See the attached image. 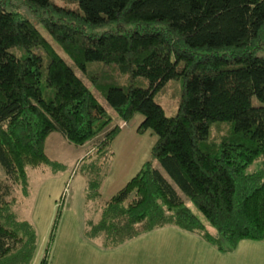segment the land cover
<instances>
[{
    "label": "trees",
    "instance_id": "1",
    "mask_svg": "<svg viewBox=\"0 0 264 264\" xmlns=\"http://www.w3.org/2000/svg\"><path fill=\"white\" fill-rule=\"evenodd\" d=\"M19 1L73 65L0 0V264L19 255L25 262L34 247L32 227L9 206L27 166L59 163L44 150L47 134L76 145L93 138L91 149L105 156L119 123L134 113L142 115L136 131L156 134L150 155L216 234L145 160L101 202L89 236L114 246L172 224L220 251L243 238L264 240V0ZM171 78L179 93L166 115L153 94ZM213 126L223 132L212 134ZM259 157L262 167L246 171ZM87 177L91 197H99L100 177Z\"/></svg>",
    "mask_w": 264,
    "mask_h": 264
},
{
    "label": "rangeland",
    "instance_id": "2",
    "mask_svg": "<svg viewBox=\"0 0 264 264\" xmlns=\"http://www.w3.org/2000/svg\"><path fill=\"white\" fill-rule=\"evenodd\" d=\"M55 1L70 6L75 4L69 0ZM9 2V7L34 22L54 50L72 66L69 57L37 22V17L19 0ZM112 27L113 24L102 25L94 31ZM73 68L88 84L81 71ZM93 92L109 114L115 117L104 98L95 89ZM178 93L179 81L171 78L153 94V98L166 115H172L176 109ZM141 118L140 113H134L123 123L113 118L112 122H120V128L110 141L111 153L105 152V156L93 152V138L82 145H76L68 142L57 131L47 134L44 150L47 156L59 163L27 166L26 182L23 186L15 185V199L9 206L15 219L25 220L32 227L34 247L27 261L24 262L19 255V262L16 260L7 264H185L186 260L191 264H200L199 253L191 254L189 251L192 239H182L180 232L186 231L172 224L143 230L114 246L105 245L98 235L89 236L86 233L85 227L89 221L97 218L101 202L134 174L145 160H149L171 183L181 196L183 205L201 218L212 233L215 232L192 201L150 155L156 134L149 128L135 130ZM211 132L216 135L223 132V128L213 126ZM89 149L90 155L85 156L77 166L79 159L75 161L76 157L81 158L83 154L89 153ZM260 167L261 157L250 162L245 170L252 171ZM92 173L100 177L99 197H91L95 191L89 187L87 175L91 177ZM217 254L216 258L210 257L206 264H264V240L243 238L234 247L218 251Z\"/></svg>",
    "mask_w": 264,
    "mask_h": 264
},
{
    "label": "crops",
    "instance_id": "3",
    "mask_svg": "<svg viewBox=\"0 0 264 264\" xmlns=\"http://www.w3.org/2000/svg\"><path fill=\"white\" fill-rule=\"evenodd\" d=\"M52 132V131H51ZM49 132V133H51ZM59 133V132H58ZM60 134V133H59ZM61 135V134H60ZM62 136V135H61ZM63 137V136H62ZM56 138V136H55ZM64 138V137H63ZM65 139V138H64ZM57 140V139H56ZM83 144V143H82ZM82 144H79V145H82ZM47 154V153H46ZM86 154V153H85ZM84 155V154H83ZM80 160L81 158H77L75 159L76 160ZM78 160V161H79ZM15 188V187H14ZM177 227V226H176ZM179 228V227H177ZM181 229V228H179ZM186 232H180L181 233V238L182 239H192V241H190V247H189V251L191 254H194L196 252L199 253V262L200 264L203 263V264H206L209 260L210 257H213V258H216L217 257V253L218 250L213 244L209 243L208 241L204 240L197 232L195 231H192V230H185V229H182ZM184 239V240H185ZM186 241V240H185ZM189 243V241H187ZM192 261L193 258H192ZM185 264H191V263H188V261L186 260L185 261Z\"/></svg>",
    "mask_w": 264,
    "mask_h": 264
}]
</instances>
